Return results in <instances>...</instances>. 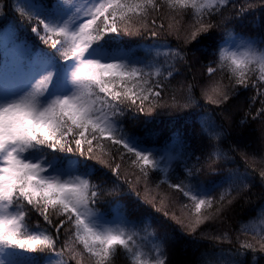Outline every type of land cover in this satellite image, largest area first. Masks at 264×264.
Listing matches in <instances>:
<instances>
[{
    "label": "trees",
    "instance_id": "1",
    "mask_svg": "<svg viewBox=\"0 0 264 264\" xmlns=\"http://www.w3.org/2000/svg\"><path fill=\"white\" fill-rule=\"evenodd\" d=\"M217 2L212 17H203L211 19L213 27L195 41L188 37L196 10L170 7L167 0H159L160 11L153 13L146 25L133 21L128 31L107 33L100 41L106 49L134 53L143 62L145 78L165 85L160 102L150 97L144 111L137 112V105L125 101L117 118L118 134L129 140L135 136L144 148L153 149L160 160L159 169H149V177L140 178L130 154L108 140L93 141L91 159L87 152L83 156L79 152L52 153L65 167L67 160L78 161L71 165L73 174L62 179L75 180L79 175L97 187L93 207L101 217L106 221L123 217L136 232L135 241L144 256L150 258L159 247L170 264H264V81H259L257 72L250 74L248 87L236 85L230 62L221 57L240 41L257 42L260 48L264 42V0ZM92 3L94 0H0V84L10 91H30L51 72L52 82L42 103L66 92L72 86L69 75L76 65L62 61L57 50L39 38L45 35L43 26L37 25L35 17L22 14L19 7L57 26L73 17L69 27L75 28L87 19L82 12L75 14V8L83 11ZM153 18L157 26H164L155 28V37L151 35ZM33 27H38L39 35L33 33ZM177 52L180 55H175ZM209 67L214 69L212 73ZM157 69L161 76L156 75ZM169 71L173 75L165 80ZM214 85L224 92L234 90V94L215 103L220 97L211 90ZM133 91L138 92L139 87ZM108 115H112L110 110ZM117 165L118 173H114ZM181 181L193 193L213 199V209L205 206L201 215L221 208L195 231L193 202L170 187ZM210 186V197L204 196ZM46 214L53 224L62 219L51 206ZM26 220L30 230L53 234L59 255L24 253L16 264H94L73 229L65 227L55 234L52 225L35 212ZM113 264L132 262L120 251Z\"/></svg>",
    "mask_w": 264,
    "mask_h": 264
},
{
    "label": "snow or ice",
    "instance_id": "2",
    "mask_svg": "<svg viewBox=\"0 0 264 264\" xmlns=\"http://www.w3.org/2000/svg\"><path fill=\"white\" fill-rule=\"evenodd\" d=\"M223 2L219 0V3ZM167 4L173 8H191L198 13L188 37L190 41H195L201 33H207L213 27L211 19L205 21L203 17H212L218 8L217 0H201L199 3L197 0H167ZM160 7L159 0H94L86 10L75 8V14L82 12L87 17L75 28L69 27V23L74 22L73 17L57 26L45 23L39 16L19 7L22 14L35 17L37 25L43 26L45 35L39 38L50 43L62 61L73 62L76 67L69 75L72 92L46 105L41 98L52 82L51 72L37 80L30 91H10L0 84V264H16L17 258L24 253L48 251L50 255H59L51 232L42 234L37 228L29 229L26 218L30 219L33 212L43 216L55 234L65 227L73 229L76 240L93 258L94 264H113L120 251L127 254L132 264H170L159 247L155 255L145 257L135 241L136 232L128 227L123 217L117 227H103L93 207L97 202L98 188L79 175L75 180L62 179L73 174L71 165L78 161L67 160L65 167L64 161L52 155L79 152L83 156L87 152L91 159L93 141L100 144L108 140L130 154V163L139 170L140 178L147 179L149 169H159L153 149L144 148L135 136L129 140L128 136L118 134L117 118L123 113L120 105L125 101L137 105V112L144 111V104L150 97L160 102L165 85L161 80L145 78L146 69L140 66L143 62L134 53L106 49L100 41L107 33L118 35L121 31H128L133 21L146 25L148 18L158 13ZM181 15L191 16L192 13L181 12ZM151 24V35L155 37V28L163 29L164 26H157L156 18ZM32 31L39 35L38 27H33ZM256 43L241 41L238 50L227 55L221 53V57L230 62L236 85L248 87L250 74L257 72L259 81H264V42H260L259 49ZM24 54L21 50L20 55ZM213 71L208 68L209 73ZM156 75H162L159 69ZM172 75L169 71L164 79ZM129 84L132 87H128ZM137 87L139 91H133ZM211 90L220 97L213 101L215 103H223L234 94V90L224 92L215 85ZM118 170L119 165L113 169L114 173ZM170 187L193 202L196 213L193 231L205 220L219 214L221 208L216 207L212 214L201 215L205 206L213 209V199L203 198L200 192L193 193L183 181L170 184ZM210 194L211 186L204 196L210 197ZM224 199V195L219 198L220 201ZM49 206L54 214L62 217L58 223L53 224L46 214Z\"/></svg>",
    "mask_w": 264,
    "mask_h": 264
},
{
    "label": "rangeland",
    "instance_id": "3",
    "mask_svg": "<svg viewBox=\"0 0 264 264\" xmlns=\"http://www.w3.org/2000/svg\"><path fill=\"white\" fill-rule=\"evenodd\" d=\"M240 43H241V41L238 44H240ZM238 44L233 45L231 47V51L238 50L237 49V45ZM239 50H242V48L239 49ZM72 90H73V87L71 86L66 92H64L62 95L57 96L56 98H58V97L59 98H63L65 96H67V95H69L72 92ZM158 162H160V160H158ZM70 180H73V179H70ZM97 216L100 218V221H101V224H102L103 227H113V228H115V227L118 226V221H120V218H117L115 220L113 219V220L106 221L103 217H101V215L99 213H97ZM104 222H106V223H104Z\"/></svg>",
    "mask_w": 264,
    "mask_h": 264
}]
</instances>
